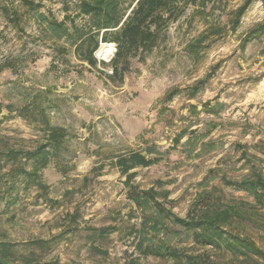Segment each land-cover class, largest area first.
I'll return each mask as SVG.
<instances>
[{"label": "rangeland", "instance_id": "1", "mask_svg": "<svg viewBox=\"0 0 264 264\" xmlns=\"http://www.w3.org/2000/svg\"><path fill=\"white\" fill-rule=\"evenodd\" d=\"M22 1L0 0V61L18 60L16 71L0 73V137L26 149L44 140L39 124L17 113L25 96L44 90H49L44 103L49 122L66 128L68 137L59 156L42 171L45 193L22 184L11 191L0 180V239L12 243L17 263L23 264L21 257L26 256L39 264H126L132 251L126 232L138 225L140 215L130 217L135 209L126 198L123 177L110 162L117 154L155 145L159 161L135 169L134 182L163 191L166 204L180 216L208 169L219 166L229 178L240 179L255 163L264 174V33L240 47L245 33L264 22V0H253L235 31L229 29L228 18L243 0H210L205 7L185 0L183 14L161 33L144 60L129 57L122 80L100 73H109L110 63L97 61L90 68L75 58L73 47L54 43L39 30L35 11ZM37 1L38 11L58 20L77 10L74 0ZM215 28L221 31L213 33ZM203 33L207 37L199 53L190 55L185 45ZM55 44H64L66 51L59 53ZM210 72L190 96L189 87ZM173 88L179 91L163 101ZM208 141L215 149L200 151V144ZM59 166H64L63 175ZM6 169L0 163V176ZM210 184L217 185L227 201L253 202L218 178ZM8 196L16 200L6 211ZM74 211L78 216L71 224L66 215ZM259 213L255 223L243 225L264 249V212ZM108 225L116 229L105 239L93 235L92 228ZM37 239L44 243L33 242ZM92 245L106 249L107 255L95 252ZM208 252L218 264H247L226 252ZM144 262L170 264L154 257Z\"/></svg>", "mask_w": 264, "mask_h": 264}, {"label": "trees", "instance_id": "2", "mask_svg": "<svg viewBox=\"0 0 264 264\" xmlns=\"http://www.w3.org/2000/svg\"><path fill=\"white\" fill-rule=\"evenodd\" d=\"M74 1L76 13L73 16L64 14L61 20L38 11L41 6L38 1L23 0L22 3L29 10L35 11L39 30L48 33L54 43L62 41L73 47L75 58L90 68L97 66L94 52L99 42L115 43L116 52L110 61L111 73H105L103 70L100 73L111 80L115 78L122 80L129 69V57L144 60V55L156 46L161 33L183 14L186 1L194 4L200 1L205 7L206 2L210 0ZM252 2L253 0H243L228 18V27L231 31L236 30L241 17ZM76 18L83 21L77 23ZM220 31L221 28H215L213 33ZM263 33L264 22L256 24L245 33L240 47L244 48ZM206 37L207 34L203 33L189 41L185 45V50L190 55H197ZM64 44H55L59 53L66 51ZM17 61V58L0 61V73L4 69L16 71ZM51 67H55L54 62ZM210 75L211 72L190 86L189 95L196 94ZM48 91H36L30 96H25L24 104L17 107L19 117L39 124L43 141L36 142L35 146L29 149L14 148L0 137V163L7 167L0 180L4 179L5 189L16 191L18 185L22 184L24 189L35 187L41 193H45L48 188L42 180V171L47 168L51 159L59 156L61 147L68 137L66 128L49 122L48 106L44 105ZM178 91L176 88L167 91L163 101L172 100ZM6 107L9 110L12 108L9 105ZM183 133L175 138L176 143ZM199 149L210 152L215 146L213 141L202 142ZM241 155L244 159L247 158L246 152L242 151ZM160 157L161 153L155 145H147L144 150L120 153L112 156L110 160L123 177L126 198L135 209L129 213L130 217H135V212L140 215L138 225H131L126 232V238H131L132 248L126 264H146L144 260L148 257L168 260L170 264H218L211 259L208 249L226 252L232 258L240 259L247 264L258 263L259 260L264 263V249L257 245L243 225L246 221L255 223L257 216L260 215L259 211L264 212V174L261 168L252 163L248 173L240 179L229 178L219 166L208 169L198 183L199 189L194 194L185 215L180 216L166 204L167 195L163 191L153 186L140 188L134 182L135 169L151 166L159 161ZM57 171L63 175L64 166H59ZM216 178L223 185L245 193L253 202L227 201L222 190L217 185L210 184ZM15 200L16 198L8 196L5 199L4 210L7 211ZM77 216L78 212L74 211L67 214L66 218L72 224L76 222ZM115 229V226L109 225L92 228L97 239H105ZM182 234L184 236L181 238ZM187 240L191 245H184ZM34 241L44 243L39 239ZM12 247V243L0 239V264H20L16 262L20 258L12 254ZM196 247L204 250L196 251ZM91 248L102 256L107 255L104 248L97 245H92ZM21 262L39 264V261L27 259L26 256L21 257Z\"/></svg>", "mask_w": 264, "mask_h": 264}, {"label": "built area", "instance_id": "3", "mask_svg": "<svg viewBox=\"0 0 264 264\" xmlns=\"http://www.w3.org/2000/svg\"><path fill=\"white\" fill-rule=\"evenodd\" d=\"M115 52H116L115 43L100 41L98 48L94 52V56L98 62L110 63ZM108 72L111 73V70H109Z\"/></svg>", "mask_w": 264, "mask_h": 264}, {"label": "bare ground", "instance_id": "4", "mask_svg": "<svg viewBox=\"0 0 264 264\" xmlns=\"http://www.w3.org/2000/svg\"><path fill=\"white\" fill-rule=\"evenodd\" d=\"M108 50H109V49H108ZM108 50H107V51H108Z\"/></svg>", "mask_w": 264, "mask_h": 264}]
</instances>
